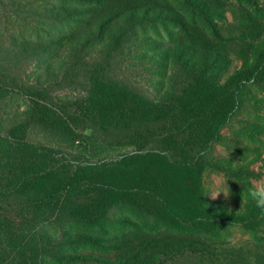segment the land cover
Returning <instances> with one entry per match:
<instances>
[{"label":"trees","instance_id":"trees-1","mask_svg":"<svg viewBox=\"0 0 264 264\" xmlns=\"http://www.w3.org/2000/svg\"><path fill=\"white\" fill-rule=\"evenodd\" d=\"M185 4L175 7L154 0H0V105L12 100L17 89L32 96L10 123L0 122V264H164L170 258L169 250L160 249L162 244L152 241L155 239L148 235L151 231L127 218L122 221L110 217L113 208L109 213L99 211L98 202L93 209L71 208L79 166L59 159L54 148L29 138L41 131L71 146L78 144L85 151L92 147L79 133L81 128L72 125L76 122L102 127L171 124L170 115L163 109L170 106L171 97L196 101L209 99L207 95L198 96L200 91L223 89L217 84L220 80L209 78L217 68L208 71L211 61L207 64L208 58H202L191 43L192 29L187 25L188 18L184 21L185 11L188 15L190 10ZM141 66L149 68L156 99L140 93L137 81L125 75L130 68ZM32 67L35 70L31 71ZM236 77L222 85L227 89L237 82L232 93L238 96L244 86L242 77ZM170 90L173 95H169ZM63 91L68 95H55ZM227 103L198 107L199 115L207 118L202 124H210L209 120L223 124ZM174 120L176 124L192 122L184 114L174 116L171 122ZM145 137L133 145L140 148L141 143L153 142L160 152L168 149L167 154L178 156L169 158L176 166L213 167L242 184L256 177L248 166L228 167L194 158L166 137H151L149 132ZM90 185L102 186L85 179L77 183L86 192ZM101 191L99 187L96 192ZM242 211L244 218L251 219L253 212L239 207L230 210L228 217L236 218ZM120 221L124 234L104 236L110 227L118 229ZM247 221L250 225L237 223L255 231L252 221ZM50 224L71 231L63 229L58 238L52 239L44 233ZM130 234L137 235L133 238L136 248H128L117 261L88 256L90 251L119 249ZM192 244L172 253L190 251L201 263L211 261ZM150 250L158 251L148 259ZM160 256L168 259L160 261Z\"/></svg>","mask_w":264,"mask_h":264},{"label":"rangeland","instance_id":"rangeland-1","mask_svg":"<svg viewBox=\"0 0 264 264\" xmlns=\"http://www.w3.org/2000/svg\"><path fill=\"white\" fill-rule=\"evenodd\" d=\"M154 1L172 3L175 7L188 4L190 12L187 15L185 11L184 21L188 18L187 25L190 24L188 27L192 29L191 43L199 49L202 58H208L207 64L211 61L208 71L212 72L213 66L217 68L209 78L220 80L216 83L223 89L214 87L210 93L200 91L198 96L207 95L209 99L196 101L189 97L170 96V106L163 109L170 115L171 124H107L102 127L76 122L72 125L81 128L79 133L88 138L92 147L85 151L78 144L71 146L41 131L33 132L29 139L54 148L59 159L79 166L73 187L76 198L70 200L71 208L78 210L88 206L93 209L98 203L99 211L113 208L110 217L115 216L122 221L127 218L139 224L151 231L148 235L155 239L152 241L162 244L160 249L171 252L169 259L160 256V261L168 259L164 264H264V213L248 196L254 182L264 181V0ZM185 39L190 40L188 37ZM213 54L217 57L214 58ZM138 68H130L125 75L137 81L140 93L156 99L158 93L151 82L152 75L147 73L149 68ZM234 72L239 75H234ZM239 76L244 89L237 96L232 93L237 82L228 85L227 89L222 84ZM30 80L33 81V76ZM67 93L63 91L55 95L66 96ZM193 93L188 92L187 95ZM26 94L17 89L12 100L0 105V122L8 124L20 108L24 110V101L32 97ZM173 94L170 90L169 95ZM226 102H229L228 114L223 124H213L212 120H209L210 124H202L207 118L199 115L198 107L207 108L210 104ZM179 114L189 115L192 122H171ZM148 132L151 137H166L194 158L213 160L228 167L248 166L256 177L242 184L213 167L176 166L169 158L178 156L167 154L168 149L166 153L163 149L160 152L161 149L153 142L149 145L141 143L140 148L133 145L146 138ZM100 147L105 148L101 150ZM213 177L227 181L218 189L227 190L228 186L227 198L221 192L212 199L210 191L217 190ZM84 179L89 184L100 182L102 186L90 185L86 192L77 186L78 180ZM99 187L102 194L96 192ZM99 195L103 197L98 200ZM237 207L251 210V219L244 218L243 211L238 212L236 218L228 217V212ZM247 220L252 221L255 231L237 223L250 225ZM110 225L111 222L108 227ZM118 226L114 231L110 227L108 235L104 236L124 234L126 231L121 221ZM134 237L130 234L126 238L128 242L119 249L103 253L90 251L88 256L115 262L128 248L135 250ZM190 242L193 249L210 256L211 261L205 259L201 263L198 255L190 251L182 255L172 253ZM155 251L150 250L146 258H151Z\"/></svg>","mask_w":264,"mask_h":264},{"label":"clouds","instance_id":"clouds-1","mask_svg":"<svg viewBox=\"0 0 264 264\" xmlns=\"http://www.w3.org/2000/svg\"><path fill=\"white\" fill-rule=\"evenodd\" d=\"M213 182L216 185L217 190L210 191L212 199H215L221 192L227 198L229 195V188L227 186V190H218L219 185L221 183H226L227 181H223L221 178L213 177ZM227 184V183H226ZM248 196L254 201L255 207L258 208L261 213H264V181H256L252 184L251 188L248 190ZM67 229L69 232L70 228L64 227L61 228L55 224H50L45 229V235L50 236L52 239L58 238L60 234H62V230Z\"/></svg>","mask_w":264,"mask_h":264}]
</instances>
